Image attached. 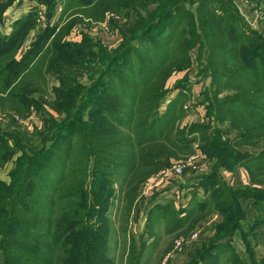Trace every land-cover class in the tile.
<instances>
[{
    "label": "rangeland",
    "instance_id": "obj_1",
    "mask_svg": "<svg viewBox=\"0 0 264 264\" xmlns=\"http://www.w3.org/2000/svg\"><path fill=\"white\" fill-rule=\"evenodd\" d=\"M128 1L116 9L114 0H0V41L2 37L9 38L13 31L19 30L21 34L12 38L4 50L0 47V68L7 70L4 74L0 70L3 77L0 78L1 255L3 246L10 245L15 250L26 251L31 261L37 256L47 264H69L68 260L79 253L72 244L77 243L75 236L87 229L92 244L88 252L92 255L106 253L113 264H139L140 261L163 264L172 246L183 244L189 238L188 244L200 246L191 257L186 254V247L179 253L181 245L174 247L176 250L173 249L174 254L171 251L173 256L170 257H181L179 264H264V122L248 119L234 105L241 96L259 106L263 102L255 89L264 87V69L260 67L261 77L257 79L248 67L252 65L248 64L252 63L249 58L255 51L259 55L264 52L263 5L256 3L258 0H203L217 11L232 16L238 30L235 38H211L209 32L218 31L219 25L210 24L212 17L208 15L203 41L188 48L190 63L172 71L165 85L168 91L154 107L150 101H145L142 93L140 95L144 92L140 84L143 67H148L150 62L147 49L160 52L164 38L175 33L179 38L182 29L188 28L190 17H175L159 25L147 17L148 11L157 4L151 3L144 10L139 0ZM200 1L195 0L188 8L195 10ZM182 22V29L175 32ZM127 49L128 58H125L121 55ZM63 52L70 53L64 57ZM184 57L181 54L178 63H183ZM23 58L28 59L27 66H21L25 70L17 82L6 88L16 64ZM243 58H247V64ZM156 67L157 73L165 74L166 68ZM135 75L137 82L132 79ZM121 82L127 85L128 94L129 90L130 94L139 91L135 104L120 95ZM98 94L110 100L118 99L126 103L128 109L135 107L136 111H142L143 114H132L129 122L126 120L133 138L136 136L134 124L149 121L152 114L158 118L163 116L164 124L170 122L165 135L171 141L169 146L176 147V155L169 157L166 165L154 167L140 161L141 151L134 146L135 174L123 176V182L109 184L116 190L109 215L85 216L86 208L77 192L79 183L82 184L78 180L82 179L80 171L85 165L72 164L80 159L79 153L81 157L86 154L80 148L86 141L77 126L84 131L90 128L89 112ZM169 104L176 107L171 110ZM79 112L81 114L76 115ZM93 119L94 123H101L103 118L93 116ZM250 125H255L256 130L248 131ZM128 128L125 131H130ZM70 145L74 146L72 159L62 171L56 160L64 159L62 153ZM144 149L147 153L148 147ZM44 150L48 151L42 156V162L39 158L35 162ZM114 152L129 155L123 148ZM49 156L45 166L43 161ZM243 160L261 163L255 180L250 178V169L241 164ZM173 164L184 166V174L174 179L179 195L174 198L170 194L165 205L149 210L153 232L147 240L151 239L150 244H156V249L149 248L136 262L140 240L138 237L136 244L132 237L135 208L143 200L142 196L151 195L152 191L144 195L148 179ZM236 169L244 172L242 177L233 178ZM71 171L76 172V177L68 176ZM134 176L136 195L128 200L133 187L129 181ZM187 184L191 185L185 187ZM108 191L102 190L106 194ZM214 195L218 197L215 204ZM203 199L207 203L204 211L199 209ZM20 200L25 201L27 207L16 203ZM8 204L12 206L9 211L6 210ZM185 206L193 214L184 223H176L178 216L185 218ZM147 208L148 205L144 210ZM227 214L236 218H226ZM9 216L15 220L5 233L4 222ZM204 216H210L205 225L194 223ZM222 222H227L224 225L230 229L229 236L219 239V246L212 245L216 228ZM68 226L72 229L61 239L66 244L64 252L53 248L52 242H58L53 241L54 234H58L56 229H68ZM144 226L143 223L138 228L141 233H145L141 231ZM49 235H53L52 239ZM202 235L205 239L200 243ZM241 255L247 260H242ZM18 264L28 263L19 260Z\"/></svg>",
    "mask_w": 264,
    "mask_h": 264
},
{
    "label": "trees",
    "instance_id": "obj_2",
    "mask_svg": "<svg viewBox=\"0 0 264 264\" xmlns=\"http://www.w3.org/2000/svg\"><path fill=\"white\" fill-rule=\"evenodd\" d=\"M126 1L128 0H114L113 7L118 9L120 8V6H125ZM194 1L195 0H139L140 5L142 6L141 8H143L144 10L151 3L157 4L153 10L148 11L147 17L151 19L153 22L154 21L158 22L159 25L165 23L168 19L170 20L175 17L180 16L184 18L183 17L184 15L186 17L188 16L190 17L187 23L188 28H183V29L181 28L183 22L180 23L179 26H176L177 28L175 32H179L180 28L182 29L183 32L182 34L180 33L179 38L176 37V33L171 35L168 39L164 38L161 42L162 45H164V48H162V50L160 49V52L157 49L155 50H152V48L147 49L150 52L148 58L150 59L149 60L150 62L148 67H143V74H142L143 77H141L142 79L139 78L142 82V83L140 82L141 86L144 87V92H140V95L142 93V95L146 97L145 101L146 102L150 101L154 105V107L155 105L157 106V101L161 97L162 98L165 97V94L168 91L166 90L165 85L167 82V78L172 73V71L180 70L183 67H187L188 64L190 63L188 48L190 49V47L193 46V44L203 41L204 35L207 34L205 23L208 22L207 20H205V18L208 19L207 17L208 15H211L212 17L210 24H213V26L217 25V27L219 25L218 31H214L211 33L209 32L211 38L212 37L214 38V36L218 38L219 37L235 38V34L238 31L237 28L234 27V21L232 19V16H227L225 13L217 11L216 9H214V7H211L210 3L204 2L202 0L198 3L195 10L188 8V5L190 3L192 4ZM256 3L262 4L263 5L262 10L264 11V0H258V2ZM207 8H210L211 11L207 10ZM226 23H228L227 26L225 27L226 29L223 30L224 29L223 26H225ZM186 34H188L189 37H187ZM20 35H19V30H16L13 31L12 35L9 38L2 37L0 41L1 50H4L6 47H8V45H10L12 38L16 39ZM175 39L176 41H174ZM173 42H175L174 43L175 47L174 45H172ZM185 44H187L189 47L185 46ZM69 53L70 52L68 53L63 52L61 56L67 57L66 55ZM255 53L256 54H253V56L249 58V60L252 63H248V64L249 65L252 64V65L248 67L249 68L251 67L250 72L253 74V77H257V79H259L258 76L261 77L260 74L261 72L259 73V69L260 67L264 69V55H263L264 52L261 53V55H259L257 51H255ZM123 54L121 56L123 57L125 56V58H128V49L125 50ZM181 54H183L185 57H184V62L180 64L178 62ZM58 56H60V54H58ZM246 60L247 58H243V61L247 64L248 60L247 61ZM20 62L16 64V68L14 69V75H12V78L7 82L6 88L18 81L19 75L23 70H25V67L27 66L28 59L23 58ZM22 64L25 65L24 68L21 67L23 66ZM155 65H157L158 67L166 68L167 70L165 69L166 70L165 74H162L161 72L157 73L156 72L157 67L155 68ZM0 70L3 72V74L7 71L6 67H2L0 68ZM144 73L146 75H144ZM132 79L135 80V82L139 81L136 79V75L133 76ZM126 86L127 85L121 82V87L123 91L120 93V95L127 98L130 104H135L138 98L137 96L139 94V91L136 90L135 92L133 91L130 94V90H129V94H128V92L125 91ZM128 86L130 89V84H128ZM255 90H257V93H260L258 99L259 100L262 99L264 102V87L263 89L261 88ZM132 98L133 101L131 102ZM253 99H255V97ZM92 102H93V107L90 109L89 112L90 120H92V123H90V128L84 131L80 128V126H77V129L79 130L78 132L86 141L85 143H82V145L80 146V148L83 151H85L86 154L84 157H81V153H79L80 159L74 160L72 165L73 166L75 165L77 167H79L81 163H84L85 165V169H83V171H80L82 175V179H78V180H80V182L82 181V184L79 183L78 186L80 189L77 191L78 195L82 198L84 207L86 208L84 215L108 216L109 209L113 205L112 201L116 197V193H115L116 190L112 186L110 187L109 184L112 185V183L123 182L121 181V178L123 176H133L135 174L134 146L140 149L139 151H141L142 157L140 158V161H142L143 163L149 162L147 164L150 166L152 165L154 167H160L166 165L168 158L176 155L175 153L176 147H174V149L170 147L172 145V144L170 145L171 141L170 139L167 138L168 136L165 135L166 129L169 127L170 122L168 123L166 122L164 124L163 121H161L163 116H160L158 118L155 117V114H152L153 117L149 119V121L142 120L134 124L135 126L134 128H136L135 130L136 136H134L133 138V131L129 129L130 127L129 128L126 127L127 125L126 120H128L129 122L130 118H132V114L134 115L137 113L143 114L141 110L136 111V109H134L135 107H132V109H128L125 107L126 103H123L118 99L110 100L108 96H105L103 94H98L97 96H95ZM234 102H235L234 105L240 108L241 111H243L246 114L248 119L252 117L264 122L263 102L261 106H259V104L254 103V101L251 102L246 101L245 99H243L242 96L236 99ZM231 103H233V101ZM175 107L176 105H172V104H169L168 106V108H170L171 110L174 109ZM150 109L152 110L153 107H150ZM79 114H81V112H79L76 115ZM93 116L102 117L103 118L102 122L94 123ZM74 126H76V124ZM125 128H128L130 131H125ZM256 128L257 127L255 125H250L248 126V131L250 130L254 131L256 130ZM126 132L129 133L127 134ZM145 146L148 147L147 153H144L145 151L144 148H146ZM72 147L74 146L71 145L70 147L68 146L67 147L68 149H66L67 151L62 153L64 158L62 161L56 160V162L60 163L62 171H65L67 166H69L67 164L71 162ZM167 147L171 149H167ZM117 148L120 149L123 148V150H128L129 155L122 156L123 154H115L114 150H116ZM53 150H55L56 152V149ZM47 151L44 150V153L40 157H38L37 155V157L35 158V162L38 158H39L38 160L40 161L42 159V156ZM47 158L49 161L51 157L49 156L44 159L43 164L45 166L47 164L45 161L47 160ZM147 158H149L150 160H147ZM241 164L250 169L249 172L250 178L255 180L256 175L261 170L260 168L261 163L257 164V162L255 161L243 160L241 161ZM28 171L31 174L33 172L31 169H28ZM75 173L76 172L73 173L71 171V173H69L68 176L74 178L76 177ZM63 179L65 180V176H63ZM33 182H35V180ZM129 182L133 186L131 188L130 195L128 196V200H131L132 196L136 195L135 176L133 180ZM21 186L24 187V185ZM100 187L103 188L104 190H109L108 191L109 193L108 194L103 193L102 192L103 189L101 190ZM217 198L218 197L216 195L213 196V201H214L213 204L217 202L218 200ZM16 203H19L18 205L22 206L23 208L27 207V203L25 201L20 200L18 202L16 201ZM206 204L207 203L205 199H203L201 203H199V208L204 209L206 207ZM157 207L160 208L159 205ZM167 207L168 206L166 205L165 208ZM9 208L11 209L12 206L8 204L6 210L9 211ZM75 209L78 211L77 206ZM185 209L187 210V214L185 218L178 216V218L176 219V223H180V222L184 223L188 219V217L191 214H193L192 212H189V209L186 206ZM180 212H182V209L180 210ZM11 217L12 216H9L7 221L4 222L6 225L4 229L5 233L7 229L9 230V226L10 225L12 226L15 220L13 218L11 219ZM226 218L234 219L236 217H231L229 216V214H227ZM62 221H64L63 218H61L60 222L62 223ZM225 223L223 222L220 223L219 226L216 228L217 235L212 245L219 246L220 244V242L218 243L219 239L229 236L230 229H228V225H224ZM179 227L181 226H178V228ZM71 229L72 227L70 228L69 226L68 229L59 227L58 229H56L58 234L55 233L54 236L49 235L50 237L51 236L54 237L53 241L60 242V245L58 242H56L55 244L54 242H52L53 248H57L60 251L64 252V249L66 248V244L62 243V240L65 239L64 237L69 234ZM75 239L77 240V243H75L74 241L72 244H74L75 248L79 251L78 255L76 256L77 257L80 256V259L78 260L77 257L75 256L76 258L68 260L69 264H113L114 263L113 260L109 256H107L106 253L92 255L88 252L90 248H92L91 247L92 244H91V235L87 231V229H85L84 232H82V235L77 234L75 236ZM25 252L26 251L22 249L15 250L12 248V246L5 245L3 246L2 249V261L0 262V264H10L11 261L14 262V264H18L19 260H22L23 263L27 262L28 264H47L46 261L39 259L37 256H35L34 260L31 261L32 259L27 258ZM14 254H16L17 257L16 255L15 257H13ZM51 254H53V252Z\"/></svg>",
    "mask_w": 264,
    "mask_h": 264
},
{
    "label": "crops",
    "instance_id": "obj_3",
    "mask_svg": "<svg viewBox=\"0 0 264 264\" xmlns=\"http://www.w3.org/2000/svg\"><path fill=\"white\" fill-rule=\"evenodd\" d=\"M241 173L244 174V172H241L240 169H236L235 171V174H234V177L233 178H238L239 177H242ZM244 176V175H243ZM174 180L173 178H167L166 181L164 183H162L161 185H159L157 188H155L154 190H151V195H147V193H145L144 195H147V196H142L143 197V200L139 203H137V208H135V212H134V215H133V222L131 224V227L133 228L132 229V237H133V241L137 244L138 243V240L137 238L139 237V247H140V253L136 256L137 260L136 262L140 261V257L143 255V253L148 250L149 248H152V249H156L154 246L156 244L153 243L150 244V240H147L148 238H151L152 236H150L153 232L152 227L150 225V214H149V210L152 208V207H156V206H163L165 205V203L168 201L169 198H171L170 194H172L174 196V198L178 197L179 195V189H178V184L175 185L174 183ZM191 184H187L185 185L186 186H190ZM162 186V187H160ZM162 188V189H161ZM159 189V190H158ZM183 189V188H182ZM158 190V191H157ZM199 191L201 190L200 188L198 189ZM156 191V192H155ZM190 199V198H189ZM188 204H191V201L188 200L187 202ZM148 205V208L144 210V208H146ZM199 209H202V211H204L205 209L203 208H199ZM143 211L145 213H143ZM200 211V212H202ZM203 214V213H202ZM192 215V214H191ZM140 216V218L138 219V217ZM194 216V215H193ZM142 217H144L142 219ZM190 217V216H189ZM149 218V219H148ZM210 218V216H204L202 218V220L200 221H197V222H194L195 224L198 223V225L202 226V225H205V223L208 221V219ZM141 220H142V223H141ZM189 220V219H187ZM138 221H139V224H138ZM152 222L154 223L153 219H152ZM189 222V221H188ZM143 223L145 224V228H141V231L142 230H145V233L142 231V233L139 231V227L143 225ZM154 225V224H153ZM151 227V228H150ZM150 229V230H149ZM263 229V228H262ZM204 231V230H203ZM135 232V233H134ZM151 233V234H150ZM145 238V239H144ZM190 239V238H189ZM189 239L187 241H189ZM205 239L204 235H202L201 237V241L200 243L202 242V240ZM184 242L183 244H177L176 245H173L172 249L167 253V255L165 256V258L163 259L164 262H162L163 264H168L166 263L167 261H169L170 264H174L175 262H177L176 264H179L178 261L181 260V257L180 259H174L172 257H170L171 255V251L174 249V247H178L181 245V249L178 251V253L180 251L183 250V248H185V251H186V254L188 255V257H191L194 255V253L196 252V249L200 246H196L198 245V243H189L188 242ZM144 242V244H143ZM192 245V246H191ZM190 249V250H189ZM176 250V249H174ZM173 250V254H174V251ZM159 251V250H158ZM255 255V254H254ZM257 255V254H256ZM173 256V255H171ZM244 256V255H243ZM241 255V259L242 260H247L246 258L247 257H243ZM170 258V259H169ZM166 261V262H165ZM135 264H138V263H135ZM139 264H142V261H140Z\"/></svg>",
    "mask_w": 264,
    "mask_h": 264
},
{
    "label": "built area",
    "instance_id": "obj_4",
    "mask_svg": "<svg viewBox=\"0 0 264 264\" xmlns=\"http://www.w3.org/2000/svg\"><path fill=\"white\" fill-rule=\"evenodd\" d=\"M184 174V166L181 164H173L167 169L161 170L154 174L149 181L146 182V189L145 193L151 192V190H154L159 185L164 183L167 178H173L181 177Z\"/></svg>",
    "mask_w": 264,
    "mask_h": 264
},
{
    "label": "water",
    "instance_id": "obj_5",
    "mask_svg": "<svg viewBox=\"0 0 264 264\" xmlns=\"http://www.w3.org/2000/svg\"><path fill=\"white\" fill-rule=\"evenodd\" d=\"M1 258H2V255H1V252H0V260H1Z\"/></svg>",
    "mask_w": 264,
    "mask_h": 264
}]
</instances>
